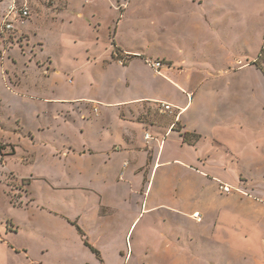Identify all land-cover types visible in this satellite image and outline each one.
<instances>
[{
    "label": "crops",
    "instance_id": "crops-1",
    "mask_svg": "<svg viewBox=\"0 0 264 264\" xmlns=\"http://www.w3.org/2000/svg\"><path fill=\"white\" fill-rule=\"evenodd\" d=\"M94 1L85 0L84 3L90 5ZM172 1L143 0L140 3L136 0L130 3L131 0H115L113 5L118 3L120 6L114 5L111 11L115 15L118 13V19L113 21L112 28H107L112 42V52L111 49L108 51L111 52L110 58L98 57L94 49L90 50L94 48L93 45H97L96 43L85 47V53L89 56L85 66L91 74L92 70L97 74L100 71H109L113 67L122 72L120 74L122 80L116 81L120 83L118 90L114 86L109 87V92L118 91L122 98L117 101L87 99L86 104L92 115L99 117L100 104L106 102L105 105L127 111V114L122 113V121L138 125L140 129H136V132L132 130L130 133L122 130L119 138L113 140L110 145L107 144L109 146L105 150L83 148V152L77 150L73 154L75 157L77 155L85 157V165L95 169L97 174L107 175L110 162L106 158L123 152L119 155L127 158V161H123L126 164L124 169L127 170L131 166L132 176H136V180L109 182L106 176L104 180L86 184L87 189L99 199L97 204L91 202L89 214L91 221L96 224L95 228L92 226L91 229L80 225V222L84 221L82 216L75 214L69 219L63 215L64 213L57 211L59 208L55 203H42L40 200L32 199L27 202L19 201L18 205L11 204L12 209L23 211V216H27L22 222L30 230L26 232L30 234L33 232V236L37 235L36 224L40 222L39 220L48 224L53 222L56 227L64 228L53 229L56 227L52 225L45 227L41 232V244L45 243L46 236L51 237L56 246L62 247L59 248L62 250L61 258L63 254L68 256V264H151V261H147L148 254L167 256L171 259L169 264H193L187 262V247L174 244L172 239L181 235L176 230L180 227L187 228L191 237L203 238V241L207 239L209 244L217 231L218 235L233 233L240 242L244 240L251 243L253 239L259 238L261 248L257 247L255 250L249 245L243 249L233 250L249 255L252 263L256 261V264H264V209L256 200L264 196V112L253 119L247 116L246 111L231 113L233 103L230 102L234 98H229V95L223 93L224 90L232 91L231 86L226 85L222 88L223 86L216 81L219 75L228 74L230 70L236 69L224 67L213 70L204 63L209 57L203 54L193 53L189 58L185 55L187 50L178 45L179 47L172 52L164 50L162 57L155 58L166 65L161 68L159 75L146 65V61L150 59L144 52L151 46L157 47L154 34L162 29L160 23L162 13H169L167 23L169 28L166 23L163 24L164 32L171 29L170 32L175 33L179 30L185 35L189 29L188 35L193 39H198L202 33L204 25L198 22L194 10L202 6L203 0ZM7 3L1 2V15ZM175 9H183L181 12L184 13L177 16L173 12ZM58 10L53 8L51 13L58 14ZM107 11L105 6L104 8L94 6L90 12L92 25L101 27ZM78 17L81 20L85 19L82 14H78ZM52 18L54 19L51 22L57 19L56 15ZM89 19L88 17V21ZM143 20L144 24L140 25ZM20 25L12 32L15 35L14 41L16 37L26 33ZM5 35L1 37L0 42L8 49L15 42H8L9 36ZM94 41L98 40L95 38ZM172 41L177 42L175 35ZM172 41L168 40L170 43ZM20 55L25 56L22 53ZM113 56L125 58V63L120 65ZM22 57L18 59L12 52L6 56L7 60H10L6 67L13 72L11 76L14 86L21 90H36L37 84L28 82L25 73L20 70ZM28 60L30 61L27 62ZM40 61L37 53L33 58L29 56L23 65H31L34 62V66L39 68L43 66ZM224 63L226 66L229 58ZM237 69H248L247 86L252 92L254 90L255 97L264 110V75L254 63L240 65ZM71 72L75 74L77 70L72 69ZM49 93L48 91L47 97L41 99L44 103L53 106L60 104L58 102L67 103V99L64 98L48 97ZM159 103L171 105L174 108L173 112L169 114L158 110ZM140 130L141 132L137 133ZM184 134L197 135L200 139L195 145H189L182 141ZM146 135L149 136L148 139H145ZM118 157L111 162L116 161ZM159 171L162 173L160 176ZM155 183L158 184L159 192L165 196L161 203H155L152 196ZM219 184L227 185L235 191L223 195L218 190ZM114 190H120L121 196L125 195L124 190H131L125 197L128 201L130 198L136 199L134 205L137 214L124 230L120 227L118 230L113 228L109 231L106 225L112 219L108 213L117 209L106 206L116 200L113 198ZM95 205L108 212H97ZM225 207H229L227 212ZM156 209L164 212L150 219L146 218L145 225L140 228L141 233L136 234L133 242H128L132 227L136 224L132 232L134 233L144 217ZM70 220L75 222L80 231L69 225ZM9 223L15 227L14 236L19 235L18 226L11 221ZM144 234L154 237L150 247L143 245L141 236ZM156 238L159 240L158 245ZM19 246L26 249L23 245ZM44 250L50 249L45 245ZM198 264L218 263L207 261Z\"/></svg>",
    "mask_w": 264,
    "mask_h": 264
},
{
    "label": "rangeland",
    "instance_id": "rangeland-1",
    "mask_svg": "<svg viewBox=\"0 0 264 264\" xmlns=\"http://www.w3.org/2000/svg\"><path fill=\"white\" fill-rule=\"evenodd\" d=\"M2 1L7 3L9 0H0V17ZM25 1L31 8L30 19L20 25L26 33L16 37V41L13 40L15 35L6 34L5 36H9L8 42H15L8 49L1 45V37L4 35H0L2 46H0V264H68V256L63 254L61 258L62 250H59L61 246H56L51 237L46 236L45 243L41 244V232L44 228L48 225L55 227L57 225L39 220L40 222L36 224L37 235L33 236V232L31 234L26 232L30 230L22 222L27 216H23V211L12 209L11 204L18 205L19 201L27 202L32 199L40 200L42 203H55L59 208L57 211L64 213L63 215L69 219L75 214L82 216L84 221H81L80 225L91 229L92 226L95 228L96 224L91 221L90 207L97 204L99 199L87 189L86 184L104 180L106 176L109 182L136 180V176H132L131 166L127 170L124 169L126 164L123 161H127V158L119 155L123 152L106 158L110 162L107 175L97 174L95 169L85 165V157L79 155L75 157L73 154L77 150L83 152L89 148L105 150L113 140L119 138L122 130L130 133L132 130L136 132V129H140L138 125L122 121V113H128L125 110L105 105L104 102L100 104L101 115L95 117L86 104L87 99L117 101L122 98L118 91L109 92L110 86L118 90L120 83L116 81L122 80L121 71L113 67L109 71H100L97 74L92 70L91 74L85 66L89 57L85 53V47H90L92 43L97 45H93L94 48L90 50L94 49L98 57L110 58L112 42L107 28H112L113 21L118 19V13L115 15L111 10L114 5L118 7L120 5L118 3L113 5L115 0H95L90 5L85 4V0ZM134 2L136 0H131L130 3ZM94 6L102 8L105 6L108 9L105 18L102 19V29L92 25L90 12ZM53 8L59 9L58 14L51 13ZM181 11L183 9L173 10L177 16L184 13ZM194 13L198 17V22L204 25L198 39L188 35L189 29L185 35L179 30L175 33L170 32L171 29L164 32L163 24L166 23L168 26L169 13H162L160 19L162 29L154 34L157 47L151 46L149 50H145L144 55L153 61L156 57H162L164 50L172 52L181 46L187 50L185 55L189 58L193 53L208 56L209 60L204 63L213 70L224 67L236 69L230 70L228 74L219 75L216 83L222 85V88L226 85L231 86L232 91H223L229 98H234L230 102L233 103L231 113L246 111L247 116L257 118L264 110L255 97L254 90L252 92L247 86L249 71L237 68L246 63L259 64L264 68V50L261 52V49H264V0H203L202 6L197 7ZM52 14L57 17L53 22ZM78 14H82L85 19L81 20ZM143 24L144 20L140 25ZM173 35L177 42L172 41ZM95 38L97 42L94 41ZM169 39L171 43L168 42ZM176 50L178 51V48ZM11 52L18 59L22 57L20 53L25 55L21 59L22 63L18 62L20 66L22 65L20 70L25 73L28 82L37 84L38 89L29 91L14 86L11 76L13 72L6 67L10 63L6 56ZM37 53L43 66L37 68L32 62L31 65L26 64L24 69V61L29 56L35 57ZM227 58L229 63L224 66ZM72 69H76L77 72L74 74L71 72ZM48 91L50 92L48 97L64 98L67 99V103L58 102L60 104L54 106L44 103L41 99L47 97ZM117 156L118 159L111 162ZM160 174L162 173L159 171L158 176ZM157 187L158 184L155 183L152 196L155 203H161L165 196ZM120 192L114 190L112 193L116 200L106 206L117 209L108 213L112 219L106 225L109 231L113 228L118 230L120 227L124 230L137 214L134 205L136 199L130 198L128 201L125 197L131 190H124V196H121ZM259 205L264 209L262 204ZM95 206L97 212H108L99 205ZM224 209L227 212L229 207ZM160 212L164 211L156 209L155 212L146 215L132 233L135 224L128 242H133L140 228L145 225L146 218L158 216ZM10 221L18 226L19 235L14 236L15 227L11 226ZM69 223L77 229L75 222ZM223 224L226 226V222ZM53 229L64 228L58 226ZM176 230L181 235L172 238L174 244L187 247V262L193 264L207 261L218 264H251L253 261L249 255L233 249H243L251 245L256 250L261 245L259 238L253 239L251 243L244 240L240 242L235 234L226 232L218 235V231L209 244L207 239L203 241V238L191 237L185 227ZM141 237L143 245L146 247L152 245L154 237L146 234ZM158 244L159 240L156 238V245ZM19 245L25 246L26 249ZM45 245L49 251L44 250ZM207 248H211L210 251L206 250ZM147 261H151V264H169L171 259L162 254H148ZM256 263L254 261L252 264Z\"/></svg>",
    "mask_w": 264,
    "mask_h": 264
},
{
    "label": "built area",
    "instance_id": "built-area-1",
    "mask_svg": "<svg viewBox=\"0 0 264 264\" xmlns=\"http://www.w3.org/2000/svg\"><path fill=\"white\" fill-rule=\"evenodd\" d=\"M30 16L31 9L25 0L23 2H18V0H9L3 11V14L0 17V35L14 32L16 26L19 24H24L25 21L30 19ZM125 60V58H120L118 63L123 65ZM146 65L157 75L160 74V70L163 67V63L160 60H147ZM159 108L162 112L169 114H171L174 110L171 105L166 103H159ZM148 138L149 136L146 135L145 139ZM218 190L221 194H230L231 192L235 191L231 187L224 184H219ZM243 195L246 194L244 193ZM256 200L264 206V196Z\"/></svg>",
    "mask_w": 264,
    "mask_h": 264
},
{
    "label": "trees",
    "instance_id": "trees-1",
    "mask_svg": "<svg viewBox=\"0 0 264 264\" xmlns=\"http://www.w3.org/2000/svg\"><path fill=\"white\" fill-rule=\"evenodd\" d=\"M264 49H261V52L263 51ZM113 58L114 59H117V60H119L120 59V57H115V56H113ZM256 65V64H255ZM256 67L262 72V74L264 75V68L262 67V66H260L259 64L258 65H256ZM159 104H157V106H158ZM160 108L158 107V110H159ZM199 139H200V137L199 136H197V135H193V134H184V135H182V141L184 142V143H187V144H189V145H195L196 143H197V141H199ZM76 226V225H75ZM77 227V226H76ZM77 230H79L80 231V229L77 227ZM92 251H94V250H92ZM95 252V251H94ZM96 253V252H95Z\"/></svg>",
    "mask_w": 264,
    "mask_h": 264
}]
</instances>
